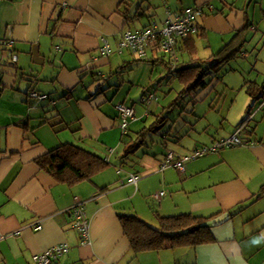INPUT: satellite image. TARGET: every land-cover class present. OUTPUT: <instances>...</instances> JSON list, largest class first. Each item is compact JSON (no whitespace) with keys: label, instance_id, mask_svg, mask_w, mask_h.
Instances as JSON below:
<instances>
[{"label":"crops","instance_id":"crops-1","mask_svg":"<svg viewBox=\"0 0 264 264\" xmlns=\"http://www.w3.org/2000/svg\"><path fill=\"white\" fill-rule=\"evenodd\" d=\"M188 10L197 28L178 41L171 56L160 40L148 47L145 59L123 46L128 32L153 23L163 27ZM237 34L231 51L209 72L219 74H211L207 86L189 89L179 79L182 72L173 73L214 62ZM247 37L255 47L264 41V0H0V264H35V255L61 245L69 252L52 264H264V131L254 128L241 137V145L187 161L185 172L162 169L169 152L182 159L213 141L227 140L217 135L204 144L194 135L203 123L209 125L204 132H210L214 123L207 116L214 108L206 104L222 103L228 90L249 94L242 102L230 101L236 114L245 112L243 105L258 103L259 111L248 123L260 113L264 121L260 59L242 48L233 54V44L242 46ZM139 63H144L143 71ZM134 68L138 75L126 80L124 72L134 73ZM174 82L179 96L172 109L191 97L194 107L204 111L198 115L194 108L187 120L180 119L177 134L175 126L170 132L171 121L159 134L158 124L169 111L157 88ZM149 93L156 100L144 101ZM120 103L134 109L125 130L116 107ZM230 127L224 133L231 134L228 139L239 130ZM144 131L145 152L134 151L129 154L135 159L132 165L121 164L125 136L134 139ZM154 133L171 135L172 150L163 151L162 141H147ZM63 145L108 164L91 179L58 181L37 159ZM132 176L137 184L130 182ZM161 192L162 197H155ZM75 207L88 221L85 244L73 226ZM185 214L205 217L216 240L137 253L120 219L135 215L158 226V215Z\"/></svg>","mask_w":264,"mask_h":264},{"label":"trees","instance_id":"trees-1","mask_svg":"<svg viewBox=\"0 0 264 264\" xmlns=\"http://www.w3.org/2000/svg\"><path fill=\"white\" fill-rule=\"evenodd\" d=\"M239 34L235 35L233 42H236ZM187 38V37H186ZM184 38V39H186ZM184 39H178L184 40ZM243 40V39H242ZM178 43V42H177ZM232 44V42H230ZM243 44V42H242ZM233 54L237 53L241 47L233 44ZM231 45H225L221 54L215 56L214 62H200L192 68H178L175 72H182V84L194 89L198 86H207L206 78L211 74L217 76L219 73H209L217 67L220 59H225L223 55L229 53ZM232 47V46H231ZM238 49V50H236ZM227 51V52H226ZM223 56V57H222ZM217 61V62H215ZM255 83L252 84V86ZM251 86V89H252ZM254 95V94H251ZM159 122V121H158ZM165 120H161L158 126L161 128ZM159 129V128H158ZM149 132V130H145ZM139 133L136 138L126 135L123 140L126 146V152L123 157H129V154L137 151L143 144L146 132ZM140 134H142L140 136ZM130 137V140L128 139ZM40 168L47 171L55 179L69 184L79 183L91 179L98 171L103 169L108 162L86 152L73 145H63L37 159ZM264 193V187L260 194ZM121 224L125 235L131 242L135 252L157 251L163 248H175L180 246H198L201 244L213 243L216 238L206 218L203 216H194L191 214L162 217L158 215V226H152L135 215L121 216Z\"/></svg>","mask_w":264,"mask_h":264},{"label":"rangeland","instance_id":"rangeland-1","mask_svg":"<svg viewBox=\"0 0 264 264\" xmlns=\"http://www.w3.org/2000/svg\"><path fill=\"white\" fill-rule=\"evenodd\" d=\"M257 27L259 28V31L262 30V28L260 27V22L257 25ZM196 28H197V26L195 25V30H196ZM251 35H254V33L251 32ZM249 37L253 38L254 36H249ZM249 37H247V41L244 40V42H243L242 46L240 47V49L242 48L241 50L244 51L245 54H246L247 51H249V53H252L253 54V57L254 58H259L260 59V62L258 63V65L260 66L261 73H263V71H264V50L262 49V47L264 45V41L259 45V47H255V44L254 43L253 44L250 43ZM231 42L234 43L233 40ZM227 45H231L232 46V44L230 42H228L226 44V46ZM147 51H148V48H147ZM241 53H243V52H240L239 53V56H241ZM164 57H166V56H164ZM131 59H133V58L131 57ZM140 65L141 66L144 65V63L143 64H140L139 63L138 66L140 67ZM249 66H251V63H249ZM140 68H142V67H140ZM179 68H181V67H179ZM143 69L144 68H142L140 70L143 71ZM176 69H177V67H176ZM134 71H136V68H134ZM162 71L163 70H161V72ZM124 73H125L124 74L125 75V79L126 80H129L130 75H131L132 78H134L136 75H138V70L136 72H134V73L133 72L132 73L131 72H124ZM164 73L166 74V72H164ZM159 74L160 73L157 74L156 71L154 72V79H155V81H158V82L160 81ZM250 74H249L248 77L246 75V77H247V79L251 80V82H252L254 80V77L253 76L250 77ZM168 75L169 74L166 75L167 79L170 78V76H168ZM170 75H172V74H170ZM263 75H264V73H263ZM178 78L179 77H177L176 79H178ZM140 79H141V77H140ZM208 80H210V77L206 78V81H208ZM178 82L180 83L179 80H178ZM181 82H182V80H181ZM135 83H138V82H135ZM143 86H141V91L143 89ZM171 88L174 89L173 92H172V89ZM178 88H179V85L177 83H175V82L172 83L170 86L164 88V89L162 88V86H160L159 88H157V93L160 92L159 97L161 98V104H162V106H165V107L167 106V111H169V112L166 113V115H164L166 117L168 116V119L165 120L164 123L166 124L169 121H171V125L169 124V126H170V132L171 133H172V128L175 126V130H174L173 134L174 133L177 134V130L181 127V124H183V122L180 121V119L183 118V119L187 120V117L193 115L194 108L197 111L198 115H202L203 114V111H204L203 108L194 107V104H196L197 102H196L195 98H191V97L188 98L185 102H183V100H182L183 103L181 102L182 103V107L181 108H178V109L173 108L172 109V105H173L172 103H173V101H175L176 98L179 96L177 94V92H176V91H178ZM141 91L138 92V93L136 92V97L137 98H140L141 97L140 96L141 95ZM113 93L111 95H113ZM248 95L249 94L246 92V90L243 91V92L228 90V92H226V94L224 95V97L226 98L225 100H227V102H228V105L225 104V100L222 103L215 104V105H211L210 102H207V104H206L207 109H211V107L214 108V109H211L210 115L207 116L214 123V126L213 127L212 126L211 127H208V128H211V130H210V132H207L206 133V132H204L203 128H205V127H207L209 125L208 124H204V123L203 124H200V125L198 124V130H197L198 132L197 133H199V134L194 135V137L197 139V141L199 140V143L207 144V142L213 141L215 139V137H217V135H220L222 137H227V139H228V136L230 137L231 134L228 135V136H226L224 133L228 129L231 130V127L230 126L232 124L234 126H237V128H236V130H235L234 133H236L237 129H239L237 131V133H238V135H239L240 138L241 137H244V134H252L251 131L254 128L259 129L260 131H264V121H262V117L260 115L261 113L257 115V118H255L252 123H248V122H250L254 118V116H256L255 114L259 111L257 109V104L258 103H256V104H253L252 103V106L251 107L244 106L242 103H240L244 107V111L245 112L243 114H236L235 113L236 110L233 109V108H231L232 105H231V102L230 101L232 99H236L237 98V101L242 102L243 101V97L245 98ZM148 96H150V93L148 94ZM181 103H179V104H181ZM179 106L180 105H176L175 107H179ZM219 111H221V113ZM214 116L215 117L218 116L220 119L217 120V121H215V120H213V119H215ZM224 121H225V124H224V127H222L221 124ZM228 121L231 122L232 124H229ZM128 125H129V123H128ZM165 127H166V125L164 127H162L161 129H159L157 131V133H159L160 131H162ZM187 129H188V127L186 126L185 127V130H187ZM159 134L154 133V134L149 135L148 138H147V141H149L151 144H152V142L157 141V140L162 141V145H160V146L163 149V151L164 150H168V149L172 150V148H171L173 146V144H171V142L173 141L171 139L172 136L170 135V137H168V136L162 137V136H159ZM152 139H153V141H152ZM166 139L167 140L170 139V140L167 142ZM219 141H221V140L219 139ZM219 141H216V142L213 141V143L211 145L214 147L215 144L217 142H219ZM166 143L168 144V146L170 148H167L166 147ZM212 146H209L208 148L211 149ZM224 147H226V146H222V148H224ZM222 148H220V149H222ZM226 148H228V147H226ZM137 152H145L144 151V147H140L137 150ZM213 153L214 152H212V151L209 152V154H213ZM138 155L139 154H137V156ZM167 155L168 154H166L165 156H167ZM134 161H135V159L133 160L130 157H125V159L121 162V164H123L125 166H129V165H132V163ZM164 161L166 162V160H164ZM154 226H156V225H154Z\"/></svg>","mask_w":264,"mask_h":264},{"label":"built area","instance_id":"built-area-1","mask_svg":"<svg viewBox=\"0 0 264 264\" xmlns=\"http://www.w3.org/2000/svg\"><path fill=\"white\" fill-rule=\"evenodd\" d=\"M195 30V24L193 21V11L188 10L184 16H177L172 20H168L163 27H159L153 23L149 28L142 30L138 33L128 32L125 35L123 46L130 50V52L138 59H145L147 57V48L157 40H160L161 48L163 52L171 56L174 52V46L177 44L178 39H184ZM9 47H12L11 43H8ZM13 61H16V55H11ZM36 95V94H35ZM41 98V97H40ZM155 99L153 94L144 99L146 102H150ZM117 110L120 113L122 121V128L125 130L130 120L134 117V109L124 104H118ZM242 144V140L238 133L233 135L227 140H221L215 144V148H222V146L232 147ZM212 151L209 148H201L195 150L190 156L183 157L182 159H175L172 152L167 155V162L162 166V169L167 167H175L180 172H185V163L189 160H196L205 156L208 152ZM217 152V151H212ZM138 178L132 176L131 183L137 184ZM164 195V192L156 194L155 197L160 198ZM75 211L72 212L74 217L73 226L78 230L83 244L88 242L89 239V226L86 215L83 210L75 207ZM40 229V227H37ZM1 238V236H0ZM69 252L67 245H61L58 247L50 248L42 254L35 255L33 260L35 264H52L58 260L59 257Z\"/></svg>","mask_w":264,"mask_h":264},{"label":"bare ground","instance_id":"bare-ground-1","mask_svg":"<svg viewBox=\"0 0 264 264\" xmlns=\"http://www.w3.org/2000/svg\"><path fill=\"white\" fill-rule=\"evenodd\" d=\"M154 96H155V95H154ZM153 100H156V96H155V99H153ZM211 150H212V151H220L221 149H220V148H215V147L212 146V147H211ZM208 153H209V152H208ZM208 153H207V154H208Z\"/></svg>","mask_w":264,"mask_h":264}]
</instances>
